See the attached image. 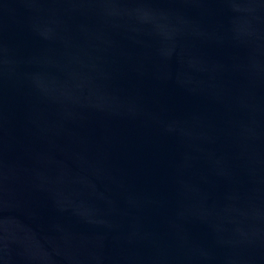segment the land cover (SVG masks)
<instances>
[{
  "label": "water",
  "instance_id": "water-1",
  "mask_svg": "<svg viewBox=\"0 0 264 264\" xmlns=\"http://www.w3.org/2000/svg\"><path fill=\"white\" fill-rule=\"evenodd\" d=\"M0 264H264V0H0Z\"/></svg>",
  "mask_w": 264,
  "mask_h": 264
}]
</instances>
